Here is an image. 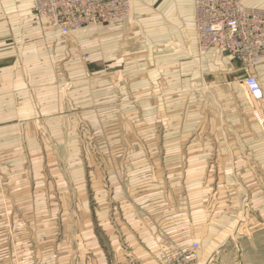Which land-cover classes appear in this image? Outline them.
Returning <instances> with one entry per match:
<instances>
[{
	"label": "rangeland",
	"instance_id": "374dc122",
	"mask_svg": "<svg viewBox=\"0 0 264 264\" xmlns=\"http://www.w3.org/2000/svg\"><path fill=\"white\" fill-rule=\"evenodd\" d=\"M79 30L67 65L62 48L39 52L10 34L0 38V66L8 68L1 78L18 84L10 92L18 107L6 111L18 122L0 125V264H139L124 231L117 228L111 243L105 225L117 227V197L141 195L143 183L152 196L167 195L168 208L176 206L175 191H183L177 215L197 221L184 224L182 235L165 236L166 248L152 252L151 262L181 264V251L197 242L194 264H264V123L255 115L244 122L238 102L251 112L259 104L235 96L242 80L237 92L219 79L210 91L201 77H174L176 86L166 90L171 82L151 76L144 93L142 75L112 67L106 27ZM244 133L247 143L239 138ZM254 143L263 153L249 154ZM221 147H231L228 169L219 166ZM191 148L213 154L192 156ZM176 163L183 169L180 190L162 182L174 179ZM186 180L198 183L190 189ZM158 182L161 188H153Z\"/></svg>",
	"mask_w": 264,
	"mask_h": 264
},
{
	"label": "crops",
	"instance_id": "0c3cea01",
	"mask_svg": "<svg viewBox=\"0 0 264 264\" xmlns=\"http://www.w3.org/2000/svg\"><path fill=\"white\" fill-rule=\"evenodd\" d=\"M244 5L264 10V0H245ZM101 26L106 27L107 31L109 30L105 42L110 45L112 67L117 66V69H119L122 66L124 69L120 70V73L126 72L129 77L134 74L142 75L144 83L141 89L144 93L150 92L152 89L151 76L162 79L166 82V85L171 82L170 85L165 86L166 90L172 85L176 86L174 77H180L181 79L183 76L201 77L206 80V86L210 91L215 88L214 82L216 79L223 82L222 85L227 88H233L236 92V88H240L237 82L242 80L245 75L241 64L232 56L217 48L205 51L200 47L197 38L194 0H135L132 13L126 20L115 25ZM7 34L13 36L14 43H27V47L32 46L31 49H38L39 52L49 48L54 53H57V50L62 48V59L67 65L70 63L71 53H73L69 42L71 39L73 41L80 39L79 37L83 32L75 29L70 32V37L62 35L48 20L35 14L34 0H0V38L4 37L6 40ZM135 60H142V66L138 65L137 67ZM132 66L133 70L135 67L137 68L131 74ZM89 68H92L94 72L99 70V67L95 64H90ZM138 69L141 73L135 72ZM219 69H221L220 72H218ZM7 70L6 66H0V125L18 122L15 116L8 119L6 112L8 108L18 107L16 103L18 98L15 97L13 99L10 97L12 96L10 92L15 91L18 84L14 81H11L10 84L5 82L3 78L6 77ZM67 72L70 74L69 70ZM251 73L257 76L261 84L263 89L262 99L257 100L243 87L235 96L241 99V96L246 97L247 95L259 104L251 112L250 109L248 110L244 106L245 102L241 100L238 102L239 108L243 107L245 109L243 110L245 123H247V117L249 123H253L255 121L254 115L258 121L264 123V62L253 67ZM1 75L3 78H1ZM209 79L211 81L210 84L208 82ZM133 86L135 85L133 84ZM160 87H162V83L159 84ZM143 100L144 106L151 104L150 101H147L145 94ZM241 137L247 143V139H249L247 135L245 133L239 134L240 139ZM219 138L225 140L226 133H222ZM257 139V136L254 139L251 137V140L256 141ZM256 146L257 143L248 146L249 154L257 156L263 153ZM189 151L192 156L199 152L202 154H199V156H210L213 154V149L209 148L201 151L191 148ZM217 155L223 156L221 160L223 165L219 166L228 169L231 166V160L228 158L231 155V147L219 148ZM201 161L202 158H198L195 163L200 165ZM253 163L256 165L257 161L255 160ZM182 170V168L179 169V165L176 163L174 179L162 181L166 182L165 186L179 190L183 189L184 180L181 177L177 178V172L180 173ZM200 170V167H192L190 172ZM186 181L185 184L189 185L190 189H193L198 183L197 180ZM128 186H130L129 183L127 188ZM151 188V185H147L145 188V183H143L142 189L144 190L137 197L126 194L119 195L116 200L115 194L111 200H116L119 205L117 207L119 224L117 223L116 228L112 222L109 225H105L106 233V228L109 227L110 229V234H107L110 235L111 243H115V236L113 235L117 228L124 231V234L120 236L128 245L129 252L133 256V261H135L134 263L139 264H156V262H151V255L152 252H160L166 248L164 237L182 235L184 233V224L193 223L195 225L197 222L196 219L193 221L195 217L192 216V218H187L188 220L184 223V217L181 219V216L177 215L178 209H180L178 206L180 202L183 203L181 201L183 191H175L176 206L168 208V196H152L150 193ZM153 188H161L159 182L157 185L154 184ZM98 198L100 199L101 210L100 232H102L104 229L102 221L104 197L100 198L98 196ZM109 209L110 207L107 209V213ZM98 214L99 211L96 212V215ZM105 219H107V215H105ZM96 237L99 239L97 233ZM116 238L117 243H119V235ZM98 245L103 250L102 244L98 243ZM152 245L153 247H151ZM155 257H157V254Z\"/></svg>",
	"mask_w": 264,
	"mask_h": 264
},
{
	"label": "built area",
	"instance_id": "2783aa9c",
	"mask_svg": "<svg viewBox=\"0 0 264 264\" xmlns=\"http://www.w3.org/2000/svg\"><path fill=\"white\" fill-rule=\"evenodd\" d=\"M135 0H34V12L47 19L62 35L89 25H115L132 13ZM245 0H194L196 29L200 47L217 48L237 60L242 67V84L257 100L263 89L251 73L264 62V11L244 5ZM195 242L181 251V264H194Z\"/></svg>",
	"mask_w": 264,
	"mask_h": 264
}]
</instances>
